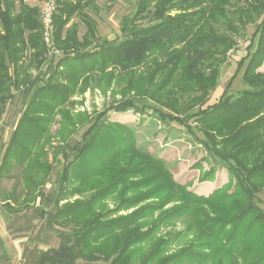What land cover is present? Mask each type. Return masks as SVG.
I'll return each mask as SVG.
<instances>
[{
  "label": "trees",
  "instance_id": "trees-1",
  "mask_svg": "<svg viewBox=\"0 0 264 264\" xmlns=\"http://www.w3.org/2000/svg\"><path fill=\"white\" fill-rule=\"evenodd\" d=\"M56 2L55 40L61 39L60 33L73 15H81L87 25L82 44L95 38L93 20L84 12L85 7L94 5V0ZM38 16V6L24 0H0V115L6 100L12 96L11 88L36 87L9 138L0 172L9 171L14 163L22 165L26 192L32 194L40 187L39 195L51 169L45 157L46 146H51L53 138L50 125L54 115L60 114L59 122L63 125L71 120L61 106L70 92L64 87L75 86L80 77L83 84H89L90 79L97 83V77L98 83L103 78L120 79L130 74L134 65H144L153 73H172L169 81L167 79L169 86L176 82V87L185 90L197 84V88L205 91L214 86L229 51L237 47V36L246 31L248 24L253 30L246 45L247 54L238 61L232 75L233 78L243 68L241 77L247 87L220 95L207 106L200 103L197 108L201 123L227 135L224 142L219 141L215 146L211 134L202 130L201 142L214 161L225 166L235 178L232 190L229 191V184L208 195L187 190L185 185L172 179L160 158L135 147L130 129L121 124L112 127L96 121L83 134L82 143L75 146V155L63 165L59 181H68L70 174L89 178L109 167L113 168L108 176L112 179L95 183V192L88 199L66 209H56L53 219L59 216L64 218L61 224L77 227L70 232L58 231L59 244L40 250L33 264H76L79 257H84V264H88L100 259L107 261L111 256L104 264H131L138 252L141 254L139 264H264V211L256 205V194L264 184V73L255 71L264 60V0H136L132 15L123 18L120 31L124 37L107 45L101 43L99 49L93 51L66 54L59 60L57 65L64 67L62 76L66 85L47 82L39 86L28 72L33 62L39 65L45 51ZM76 32L75 24L65 29L64 46L76 41ZM178 67L182 73L176 77L174 72ZM152 80L148 81L150 86ZM51 87L57 94L39 99L38 93L49 91ZM175 93L171 92L172 99L176 98ZM133 101L125 99L112 108L142 110ZM155 110L161 118L170 117L161 108L155 107ZM35 112L44 115L30 117ZM31 129L32 135L25 134ZM228 144L233 145L222 149ZM125 157H129L128 160ZM135 157L140 159L138 163L133 162ZM123 159L127 162L119 166ZM212 173L211 168L202 178ZM120 184L122 193L154 185L123 206L158 194L159 201L147 203L120 220L100 222L105 215L94 216V208L114 194ZM75 190L85 191L83 188ZM5 200L10 202L8 197ZM55 201H59L57 194ZM170 202L172 205L164 208ZM155 210H159L156 221L141 231L146 223L143 220ZM177 219L185 221L183 230L171 238L156 237L155 232L161 226ZM190 232L192 239L188 245L168 253L169 243ZM87 235L109 237L106 250L88 255ZM145 247L147 253L143 255L141 251Z\"/></svg>",
  "mask_w": 264,
  "mask_h": 264
},
{
  "label": "rangeland",
  "instance_id": "rangeland-1",
  "mask_svg": "<svg viewBox=\"0 0 264 264\" xmlns=\"http://www.w3.org/2000/svg\"><path fill=\"white\" fill-rule=\"evenodd\" d=\"M24 1L29 5L38 6L40 0ZM135 1L94 0V5L85 7L84 12L93 20L95 25V38L89 39L86 44H82V35L86 32L87 25L81 15H73L69 19L62 29L60 33L61 39L58 41L55 40L53 33L54 26L52 29V40L49 45L46 44L43 34H41L45 47L43 60L39 65L33 62L32 65L28 66L31 78L36 80L35 82L39 86L47 82L66 85L67 81L62 76L64 67L61 64L57 65L59 60L66 54L93 51L94 49H99L101 43L107 45L124 37V34L120 31L123 18L132 15L135 9ZM38 20L41 22L40 16H38ZM72 24L76 25L77 39L74 42H70L71 44L64 46L62 39L65 35V29ZM252 30L253 26L248 24L246 31L237 36V47L229 51L227 62L221 66L214 86L206 88L205 91L197 88L199 87L197 84H193V87L185 90L179 89V86L176 87V82L170 83L169 86L168 81L172 73H158V71L153 73L150 69H146L144 65H134L132 72L120 79L103 78L98 83L97 77V83L90 79L88 80L89 84H83L85 82L80 77L75 86L63 88L64 90H70V92L68 93L67 101L61 106L68 112L71 120L66 121L63 125L59 122L60 114L55 113L54 115V121L50 125L53 138L51 146H46L48 153L45 157V160L51 164V169L49 178L41 189V194L39 195L40 187L38 188L39 191L35 190L32 194L26 192L27 188L23 181L25 173L21 171L22 165L14 163L9 171L0 172V201H2L0 203V223L2 226H9L11 233L18 239L28 237V240H31L30 243L36 252L32 264L38 258L40 250L59 244L58 231L70 232L77 227L75 224H61L64 218L59 216L53 219L56 209H66L80 200L88 199L95 192V183L100 180L99 183L105 182L109 172L113 170L112 167H109L105 170H100L98 175L94 174L84 179L79 175L75 177L74 174H70L68 181L61 183L59 181L63 165L75 155V146H79L82 143L83 134L96 121L99 124H110L112 127L121 124L126 129H130L135 147L150 153L156 158H160L171 174L172 179L185 185L187 190L199 195H208L214 189L222 188L227 184H229V191L232 190L235 178L229 175L225 166L214 161V158L206 151L204 144L201 142V139L204 138L202 130H207L211 134L210 137L215 146L218 144L217 142L223 141L227 135L220 134L216 128H209V125L201 123L197 108L200 103L204 102L203 106H207L216 102L220 95L236 93L247 87L241 77L243 68L233 78L232 75H234L238 61L247 54L246 45ZM255 71L264 73V60H261ZM9 72H11V68ZM174 73L176 77L179 76L182 73L181 68L178 67ZM168 76L170 77L169 79ZM150 78L153 79V87L148 82ZM228 83L230 85L226 87ZM29 87L11 88L12 96L6 100L4 110L0 115V163L3 160L6 146L20 113L31 92L36 88H33V86ZM187 87L189 86L187 85ZM54 89L51 87L49 91H41L38 93L39 99L43 98L45 100L44 98L57 94ZM56 89L58 88L56 87ZM171 92H176V98L172 99ZM125 99L134 100L133 102L138 107H142V110L131 108L118 111L112 108L114 104ZM155 107L161 108L170 117L161 118L158 116ZM43 115L35 112L30 114V117L34 118ZM33 133L34 131L32 130L27 131L25 134L32 135ZM87 137L88 135H85V138ZM231 145L233 144H228L222 149H227ZM128 158L125 157L124 159L128 160ZM124 159L120 160L119 166L125 165L124 162L127 161ZM139 161L140 159L135 157L133 162L138 163ZM211 168L213 169L212 175L203 179L202 175L210 171ZM153 186L142 187L139 189L140 191L129 189L122 193V184L118 185L114 194L105 198L94 208V216L98 214L105 215L99 220L103 223L110 220H120L137 212L138 209L147 203L159 201L160 195L158 194L155 197L140 198L141 200L127 207L123 206L127 200L135 198L140 192H147ZM76 188H83L85 191L79 192L75 190ZM56 194L59 199L57 203L55 201ZM256 196L258 198L256 205L260 210L264 211V184ZM4 197H8L10 202H6ZM121 202V206H118ZM171 205L172 202L166 204L164 208H168ZM158 213L159 210H155L152 215L143 220L146 223L144 222L141 231L150 228L154 224ZM49 217L51 218L49 219ZM173 221L169 225L161 226L155 232L156 237L161 239L171 238L178 231L184 229L185 221L182 219ZM191 236L190 232L184 237L181 236L173 240V242L169 243L168 253L188 245L191 242ZM109 240V237L94 238L91 235H87L85 240V245L88 249L87 254L92 252L97 254L98 251L106 250ZM28 250L27 248L21 253L19 262L23 263L30 258L31 252H28ZM141 253L143 255L146 254L147 248H143ZM139 256L141 254L138 252L131 264H139ZM110 259H112V256L107 261L100 259L88 264H104L108 263ZM84 263H86L84 257L77 258L76 264Z\"/></svg>",
  "mask_w": 264,
  "mask_h": 264
},
{
  "label": "crops",
  "instance_id": "crops-1",
  "mask_svg": "<svg viewBox=\"0 0 264 264\" xmlns=\"http://www.w3.org/2000/svg\"><path fill=\"white\" fill-rule=\"evenodd\" d=\"M13 235L9 226L5 227L0 223V264H32L36 252L30 243L31 240L29 241L28 237L18 239ZM27 248L28 252H31L30 258L21 263L19 262L21 253Z\"/></svg>",
  "mask_w": 264,
  "mask_h": 264
},
{
  "label": "built area",
  "instance_id": "built-area-1",
  "mask_svg": "<svg viewBox=\"0 0 264 264\" xmlns=\"http://www.w3.org/2000/svg\"><path fill=\"white\" fill-rule=\"evenodd\" d=\"M57 0H40L38 4L39 16L43 28V39L50 44L53 29V14L56 10Z\"/></svg>",
  "mask_w": 264,
  "mask_h": 264
}]
</instances>
